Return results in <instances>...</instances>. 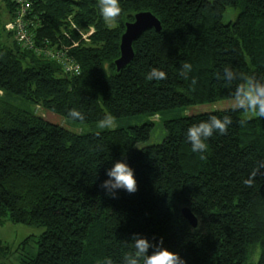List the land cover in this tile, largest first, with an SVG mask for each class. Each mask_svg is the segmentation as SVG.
Segmentation results:
<instances>
[{"label": "trees", "instance_id": "trees-1", "mask_svg": "<svg viewBox=\"0 0 264 264\" xmlns=\"http://www.w3.org/2000/svg\"><path fill=\"white\" fill-rule=\"evenodd\" d=\"M2 2L10 18L13 1ZM119 2L118 26L109 28L98 0H31L35 42L67 49L79 73L22 48L4 30L2 95L91 124L234 98L242 81L228 85L226 67L264 82V0ZM142 10L161 28L142 32L132 59L117 70L120 36ZM185 62L192 66L187 79L180 75ZM151 68L166 78L146 79ZM70 109L84 120L71 118ZM211 115H227L232 123L226 134L213 132L206 151L193 152L187 129ZM154 131L149 119L74 132L1 100L0 223L7 217L44 228L36 253L21 264H122L133 233L152 243L162 238L185 264H264V166L252 175L264 162V117L244 118L234 108L173 117L162 122L161 141L147 143ZM117 160L133 169L137 191L116 189L114 198L100 185ZM183 207L196 216L195 227Z\"/></svg>", "mask_w": 264, "mask_h": 264}, {"label": "clouds", "instance_id": "clouds-1", "mask_svg": "<svg viewBox=\"0 0 264 264\" xmlns=\"http://www.w3.org/2000/svg\"><path fill=\"white\" fill-rule=\"evenodd\" d=\"M100 15L109 28L118 26V17H120L122 9L119 0H98ZM191 64L185 62L182 65L180 75L185 79L188 78V73L191 71ZM166 78V73L157 68H151L146 76L148 80H162ZM224 78L228 85L234 79H240L242 82L238 83L235 92L234 109L242 110L244 118L251 116L264 117V82L255 79L251 76H237L229 68L224 70ZM192 83L196 81L193 78ZM68 115L73 119L80 121L84 120V115L76 110L70 109ZM114 121L112 117L106 116L99 127H111ZM232 123L231 117L225 115L223 118H218L216 115H211L207 121H201L197 124L191 125L187 129V140L191 144L193 152H204L208 145L205 142L213 135L214 131L220 134H226L228 125ZM203 158V156L201 157ZM264 166V162L257 165V169L253 172L255 176L256 171ZM108 179L104 180L100 187L105 189L107 193L115 198L116 189H123L128 193H135L137 191V182L134 176L133 169L122 160H117L114 164L106 170ZM251 186V179L245 181ZM132 250L125 252L122 264H185V261L177 253L163 247V239L160 238L156 243H152L146 237L133 233L131 236ZM151 249V252H149ZM105 264H112L111 259H107Z\"/></svg>", "mask_w": 264, "mask_h": 264}, {"label": "rangeland", "instance_id": "rangeland-1", "mask_svg": "<svg viewBox=\"0 0 264 264\" xmlns=\"http://www.w3.org/2000/svg\"><path fill=\"white\" fill-rule=\"evenodd\" d=\"M10 19L11 17L9 18L7 10L5 9L2 0H0V33L3 36L5 35L6 31L5 26L10 21ZM1 100H8L9 102L23 109L34 111L35 113L42 115L46 120L61 124L67 129H70L74 132L87 133L104 129H112L118 126L125 127L138 125L150 119L155 122V131L157 133L153 134L147 143H157L161 141L162 138L159 136V133L161 130L162 122L166 119L183 115L212 112L215 110H222L226 108H234L235 105L234 97L221 99L215 102H204L184 107H176L164 111L160 116L154 115L149 117L144 114H138L131 117H123L120 120L112 118L114 121L113 125L111 127H105L102 129L99 127L101 121L91 124H80L77 122H73L55 114L48 109L34 105V103L29 100H25L12 94L2 95V91L0 90V101ZM43 229L44 228L41 226H31L22 223H14L8 220L6 217V219H4L2 223H0V240L1 244L4 246V249L0 251V264H21L22 258L27 259L30 256H33L37 251V240L39 239V236L42 233ZM256 250H254V252ZM253 256L255 258L256 252Z\"/></svg>", "mask_w": 264, "mask_h": 264}, {"label": "built area", "instance_id": "built-area-1", "mask_svg": "<svg viewBox=\"0 0 264 264\" xmlns=\"http://www.w3.org/2000/svg\"><path fill=\"white\" fill-rule=\"evenodd\" d=\"M14 8L11 19L6 24L5 29L10 32L14 40L24 49L33 50L36 54L50 57L59 62L63 70L70 74L79 73V65L68 54L67 49H54L50 46L37 44L34 40L32 26L34 24L31 15V0H12Z\"/></svg>", "mask_w": 264, "mask_h": 264}, {"label": "water", "instance_id": "water-1", "mask_svg": "<svg viewBox=\"0 0 264 264\" xmlns=\"http://www.w3.org/2000/svg\"><path fill=\"white\" fill-rule=\"evenodd\" d=\"M150 28L159 31L161 25L159 19L149 10L136 12L133 20L125 24V29L120 36L119 57L114 62L117 70L130 62L133 57V42L142 32ZM181 213L192 226H196L197 218L188 207H183Z\"/></svg>", "mask_w": 264, "mask_h": 264}]
</instances>
